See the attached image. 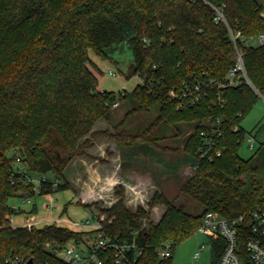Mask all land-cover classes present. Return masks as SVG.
Returning a JSON list of instances; mask_svg holds the SVG:
<instances>
[{"label":"trees","instance_id":"obj_1","mask_svg":"<svg viewBox=\"0 0 264 264\" xmlns=\"http://www.w3.org/2000/svg\"><path fill=\"white\" fill-rule=\"evenodd\" d=\"M218 8L224 22L215 21ZM228 28L241 35L238 47L252 88L224 84L234 64ZM260 34L264 0H0V264L15 256L22 264H65L53 250L95 234L53 223L11 226L20 211L9 200L23 192L36 197L15 173L14 152L28 173L51 174L59 182L55 190L51 181L41 185L40 195H50L69 188L65 170L74 159L88 157L98 140L114 142L131 160L134 148L151 155L177 153L161 143L189 127L182 156L169 171L193 169L180 191L199 205L198 213L160 192L147 205L162 207L156 221L142 207H125L122 189L115 191L119 201L107 208L99 201L76 202L102 214L103 228L115 241L134 239L132 264H171V256L159 258L161 247L169 242L173 249L189 238L207 213L231 219L264 210V139L255 156L243 159L238 153L245 137L240 121L258 98L253 89L264 97V45L247 43ZM124 47L132 59L124 77L142 82L119 96L127 109L114 122L115 93L97 90V68L88 52L109 60ZM208 80L215 83L209 86ZM196 83L207 85L196 103L169 95ZM145 115L151 116L147 123L127 128L131 118ZM203 136L210 141V157L199 153ZM35 209L32 204L30 212ZM211 247L217 261L223 242ZM102 259L114 264L109 256Z\"/></svg>","mask_w":264,"mask_h":264},{"label":"rangeland","instance_id":"obj_2","mask_svg":"<svg viewBox=\"0 0 264 264\" xmlns=\"http://www.w3.org/2000/svg\"><path fill=\"white\" fill-rule=\"evenodd\" d=\"M259 1L263 2V0ZM251 45L257 46L258 43L256 40H252ZM88 55L97 68V71L93 69L98 80L97 90L113 93L120 91L129 93L139 82L137 76H132L128 79L124 77L126 68L132 60L127 48L124 47L122 50L114 51L110 55L109 60H103L97 57L92 51H89ZM109 72L113 73L114 76L109 75ZM126 109V104L119 105L116 109H113V121L117 122L120 120ZM151 113H155V110H152ZM149 118L151 116H135L129 120L127 128L131 129L140 124H145L149 121ZM240 127L245 133V139L238 153L243 159H248L256 155V149L259 146L258 143L264 139V101L261 98H257L253 107L241 119ZM188 132L189 127L183 125L181 126L179 138L165 140L161 143V146L174 149L177 153L156 152L155 155H151L143 153L139 148H134V157L131 160L126 156L128 152L125 149L119 150L114 142H110L112 145L110 147L118 150L122 157L121 162L123 167L120 164V169L117 170L118 174L120 172L128 173L129 178H125L123 184L111 189L107 195L104 194V197L97 200L101 203L102 208L110 207L113 203L119 201V197L115 195V191L122 189L125 207L133 211L137 207H142L145 211H150L151 221H156L162 211V207L160 206H156L151 210L147 206L155 192L162 193L169 201L176 205H183L187 212L192 214L198 213L200 211L199 205L187 199L180 191L183 182L193 174V169L188 166H180L175 172L169 171L171 165L182 156L181 149ZM255 134L256 136L253 138L254 147L253 149H249L247 139L249 136L253 137ZM12 154L13 152H9L7 156L11 157ZM115 165H117V162ZM12 166L13 168H18L21 164L13 161ZM68 172L67 170L66 173ZM31 176L33 179H39L41 177L37 173H31ZM43 176L51 180L53 178L51 174H45ZM60 183L62 184L63 181H60ZM73 189V187H69L50 195H37L32 200L36 206V211L33 213L30 212V204L21 202L19 198L10 199L8 202L10 208L20 211V213L12 215L13 225L18 227L33 220L47 218L48 215L53 216V218L59 217L66 219L75 224L90 220L89 215L76 204L77 197ZM93 213L97 216L104 217L102 214H97V212L93 211ZM40 224H46V221H40ZM145 224H148L147 221ZM70 228L81 231L85 230L84 227L73 226ZM208 244L207 238L194 233L172 249L171 264H215L216 252ZM69 245L80 251L84 250L83 246H77L74 243H70ZM200 248L201 250H199ZM195 253H198L197 257H194Z\"/></svg>","mask_w":264,"mask_h":264},{"label":"built area","instance_id":"obj_3","mask_svg":"<svg viewBox=\"0 0 264 264\" xmlns=\"http://www.w3.org/2000/svg\"><path fill=\"white\" fill-rule=\"evenodd\" d=\"M215 21L224 22L222 8L215 10ZM228 33L234 49V64L226 74L224 84L227 87H233L240 82H244L247 86L252 88L245 74L243 53L238 47V43L243 42L241 35L238 31H232L229 28ZM255 40L258 45H264V34L258 35ZM251 41L252 40L247 43ZM108 74L114 76L111 72ZM138 79L139 82H142L141 78L138 77ZM208 83L209 86H212L215 82L213 80H208ZM217 85L220 86L221 84L219 83ZM203 86L206 87L207 85L203 83H196L190 87L183 85L180 94L177 95L170 92L169 95L172 98L184 99L187 100L188 103L193 104L201 99ZM253 91L257 97L264 101L263 96L256 90L253 89ZM122 93L121 91L115 93V101L111 104V109H116L119 106L118 99ZM233 131H237V127H234ZM202 139L203 142L199 148V153L203 157H210V141L204 136ZM247 142L249 144V149H253V137L249 136ZM14 154V161L21 164L17 152H14ZM214 154L215 156H219L220 151L215 149ZM14 169L15 173L21 177L23 183L31 186V191L35 196L40 195V187L43 183L51 181L50 187L52 190H55L58 186L59 182L57 180H48V178L43 175L39 179H33L22 164L20 167ZM19 200L27 204L32 203V198L28 197L26 192H23L19 196ZM89 217L90 220L81 223V225L59 217H47V219L44 220L46 223H53L57 226L64 227H84L85 229L95 231L93 237L77 244V246L80 245L84 247L83 251L72 248L68 244L62 249L53 250V253L65 264H104L102 256L111 257L114 264H132L134 255L130 256V252H136L134 239L130 242L115 241L106 234L103 228L102 221L104 217L94 215L91 212L89 213ZM29 225L36 224L32 223L27 226ZM195 233L207 238L209 242L208 245L218 240L223 242L221 254L215 264H264V210L252 211L231 219L221 218L216 213H207L202 217ZM171 249V244L169 242L165 243L158 252L159 258L168 259L171 256ZM199 250H201V248ZM197 256L198 253H195L194 257ZM6 263L22 264L23 262L15 256L8 258Z\"/></svg>","mask_w":264,"mask_h":264},{"label":"crops","instance_id":"obj_4","mask_svg":"<svg viewBox=\"0 0 264 264\" xmlns=\"http://www.w3.org/2000/svg\"><path fill=\"white\" fill-rule=\"evenodd\" d=\"M251 42H249L250 45ZM110 146H112L110 141H96L94 146L88 150V157L74 159L65 170L64 178L68 182L69 187L74 188L73 190L77 197L76 202H80L83 205L98 202L97 200L104 197V194L107 195L111 189L123 184L125 178H129L128 173L120 172L121 174H118L117 170L120 169V164H122V157L118 150L113 149ZM115 156L116 158H114ZM116 162L117 165H115ZM67 170L69 171L68 173H66ZM119 179L120 181L118 182ZM32 204L35 203L32 202L30 204L31 207ZM84 211L89 215L90 212L88 210ZM48 217L53 218L51 215H48ZM45 219L47 218L33 220L18 227L27 226L32 223L39 224L40 221H44ZM85 221L80 222L79 224L84 223ZM11 226L15 227L12 223V219ZM85 230L87 231L90 229Z\"/></svg>","mask_w":264,"mask_h":264},{"label":"water","instance_id":"obj_5","mask_svg":"<svg viewBox=\"0 0 264 264\" xmlns=\"http://www.w3.org/2000/svg\"><path fill=\"white\" fill-rule=\"evenodd\" d=\"M28 264H32L31 260L28 261Z\"/></svg>","mask_w":264,"mask_h":264}]
</instances>
